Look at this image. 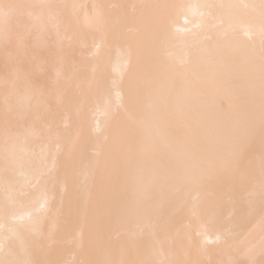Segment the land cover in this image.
Wrapping results in <instances>:
<instances>
[{
	"label": "bare ground",
	"instance_id": "6f19581e",
	"mask_svg": "<svg viewBox=\"0 0 264 264\" xmlns=\"http://www.w3.org/2000/svg\"><path fill=\"white\" fill-rule=\"evenodd\" d=\"M38 7L21 10L35 56L27 72L38 79L25 100L6 81L3 66L17 49L5 51L0 37V259L27 264H232L264 261V201L246 175H223L205 183L162 185L143 155L114 159L110 126L119 122L135 137H155L167 152L177 135L196 146L202 130L141 126L142 112L156 96L134 103L129 53L167 85L179 89L182 48L163 43L176 29L188 40L214 26L231 24L245 42L258 45L261 0H10ZM149 4L235 5L196 10H149ZM255 5L257 7H245ZM54 6V7H48ZM136 6V7H133ZM199 12H204L201 17ZM211 12V15L208 13ZM167 23L160 27L158 17ZM185 19L188 23H185ZM23 73L25 68L20 67ZM205 111L215 123L238 117L247 104L229 69L202 75ZM107 122V123H106ZM15 137L5 165V130ZM259 190L264 143L247 150ZM115 164L119 182L109 199L106 169ZM7 209V211H5Z\"/></svg>",
	"mask_w": 264,
	"mask_h": 264
},
{
	"label": "snow or ice",
	"instance_id": "6c2138e0",
	"mask_svg": "<svg viewBox=\"0 0 264 264\" xmlns=\"http://www.w3.org/2000/svg\"><path fill=\"white\" fill-rule=\"evenodd\" d=\"M33 7L38 6L0 0V37L3 38L6 52L9 47L17 49L15 58L11 62H5L3 72L13 91L25 100L35 95L39 88L38 79L26 70L35 52L29 47V32L22 26L21 16L22 9ZM139 7L149 10H176L187 17L189 13L200 9H231L238 6L149 4ZM258 7L261 20L258 45L253 42L250 32L245 33L247 42L243 41L231 24L214 26L208 34L203 37L194 36L191 40L184 35L190 33V29H176L171 39L163 41L166 45L185 50V55L179 58V63L184 66L183 72L179 73L182 81L179 89L174 83L165 85L154 71L142 67L138 58L133 59V55L129 53L133 72L141 73L139 84L134 83L131 89L133 102L137 103L143 96H156L159 100L157 106L141 113L140 125H152L161 130L163 135L167 134L168 128L185 132L197 129L202 130L203 134L197 136L194 148L189 146L183 137L177 135L171 139L169 150L161 152L157 138L137 139L132 128L116 122L109 125L110 135L106 138L115 160L139 153L144 156L156 182L177 187L188 183L210 182L223 175L238 177L246 175L251 187L249 196L255 198L258 195L264 201V158L261 160L258 191L253 181L254 172L247 158V150L256 137L264 143V0H261ZM199 14L203 17L205 13ZM208 14L211 15V12ZM157 22L163 28L167 20L161 16ZM185 23H188L187 19ZM21 66L25 68L23 73L19 71ZM223 68L229 69L233 83L243 89L247 104L236 119L219 124L205 111L202 75H217ZM14 141L15 137L10 135L6 128L5 165L9 162L11 144ZM106 178L108 189L103 195L107 200L113 195L120 179L115 164L106 169ZM5 247L6 244L0 245V248ZM261 254L264 255V245ZM0 264L27 262L0 259ZM232 264H256V261L249 258L247 261H234ZM261 264H264V261Z\"/></svg>",
	"mask_w": 264,
	"mask_h": 264
}]
</instances>
